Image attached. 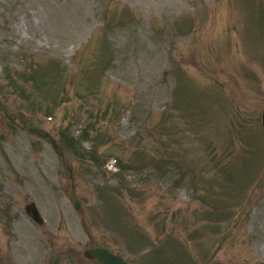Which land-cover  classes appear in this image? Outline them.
<instances>
[{"label":"rangeland","instance_id":"rangeland-1","mask_svg":"<svg viewBox=\"0 0 264 264\" xmlns=\"http://www.w3.org/2000/svg\"><path fill=\"white\" fill-rule=\"evenodd\" d=\"M0 95V264H264V0H0Z\"/></svg>","mask_w":264,"mask_h":264},{"label":"water","instance_id":"water-1","mask_svg":"<svg viewBox=\"0 0 264 264\" xmlns=\"http://www.w3.org/2000/svg\"><path fill=\"white\" fill-rule=\"evenodd\" d=\"M0 107L1 109L5 112L6 117L8 118V120H10L12 118V113L9 110V108L7 107L6 103L3 101L2 97L0 96ZM262 123H263V129H264V109H263V113H262ZM72 204L74 206V208L78 211L81 212L82 211V204L81 201L77 195L76 189L73 185L72 188ZM28 211L30 213V215L38 221V223H42L44 222L43 217H42V213L40 211V209L37 207V205H35L34 203L30 204L28 206ZM88 236L90 237V246L85 250V254L95 260H97L98 262H100L101 264H131L128 261H126L122 256L114 254L113 252H111L108 248L100 246L98 244L94 243V239L92 237V235L89 232L88 227L85 225L84 221L82 222Z\"/></svg>","mask_w":264,"mask_h":264}]
</instances>
